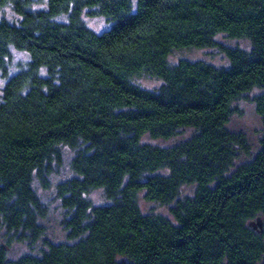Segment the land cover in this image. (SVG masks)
Returning a JSON list of instances; mask_svg holds the SVG:
<instances>
[{"label":"trees","instance_id":"obj_1","mask_svg":"<svg viewBox=\"0 0 264 264\" xmlns=\"http://www.w3.org/2000/svg\"><path fill=\"white\" fill-rule=\"evenodd\" d=\"M41 4L43 7H38ZM0 227L21 241L45 234L48 187L61 145L77 149L74 177L58 186L72 242L0 264H264V130L258 153L229 128L236 102L264 90V0H0ZM112 22L98 33L84 16ZM222 46L229 67L172 63L177 50ZM13 48L30 61L11 71ZM143 77L163 81L143 87ZM264 125V91L253 99ZM195 133L172 146L179 129ZM196 184L181 197L184 185ZM103 189L110 204L87 195ZM173 204L175 218L146 214L140 197ZM261 218L262 226L258 224ZM253 222H256L257 227Z\"/></svg>","mask_w":264,"mask_h":264},{"label":"rangeland","instance_id":"obj_2","mask_svg":"<svg viewBox=\"0 0 264 264\" xmlns=\"http://www.w3.org/2000/svg\"><path fill=\"white\" fill-rule=\"evenodd\" d=\"M38 7H43L38 4ZM0 16H5L12 21H18L19 16L16 15L9 7L0 11ZM86 24L95 32L101 33L109 29L112 22L102 16H84ZM218 45L203 48H192L175 51L171 56L172 63H177L181 59L203 60L218 67H229L230 61L222 46L231 48H241L249 50L252 47L251 41L242 37H230L227 33H219L216 36ZM13 61L11 64L12 73H16L30 61V56L27 52L13 48ZM139 83L148 89H158L163 81L158 78L143 77ZM6 84V78L0 72V102L2 100L3 88ZM264 90L255 88L247 93L245 97L236 102L237 112L233 115L229 122V128L236 132H243L247 135L249 144L251 146V155L243 154L239 159V163H243L253 158L261 146V138L263 136V120L257 111L254 97ZM193 127H183L179 129L178 133L170 139L153 138L150 135L143 137L145 142L152 143L159 146H172L182 141L189 139L194 133ZM62 158L60 161H54L49 179V186L44 187L39 178H35L34 187L49 208L48 216L40 220L45 227V234L36 243L30 244L28 241H21L14 236L13 232H9L4 226L0 227V244L6 246L8 256L10 259H17L26 254L41 255L48 247V242L61 243L72 242L68 237V232L65 230L63 220L68 217L67 211L62 205L61 198L58 195V186L60 183L74 177L76 174L72 168V160L77 154V149L69 147L68 145H61ZM196 184L184 185L181 190V197H187L194 194ZM87 197L94 205L110 204L103 189H96L90 192ZM140 205L146 214H162L173 221L175 218L171 213L173 204H162L159 202L148 201L143 195L140 197Z\"/></svg>","mask_w":264,"mask_h":264},{"label":"water","instance_id":"obj_3","mask_svg":"<svg viewBox=\"0 0 264 264\" xmlns=\"http://www.w3.org/2000/svg\"><path fill=\"white\" fill-rule=\"evenodd\" d=\"M253 224H254V226L257 227L256 222H253ZM258 224H259L260 226H262V221H261V218H260V217H258Z\"/></svg>","mask_w":264,"mask_h":264}]
</instances>
